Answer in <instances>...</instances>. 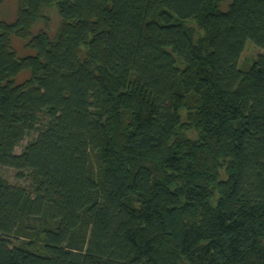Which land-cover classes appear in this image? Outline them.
<instances>
[{
    "label": "trees",
    "instance_id": "1",
    "mask_svg": "<svg viewBox=\"0 0 264 264\" xmlns=\"http://www.w3.org/2000/svg\"><path fill=\"white\" fill-rule=\"evenodd\" d=\"M16 2L0 264H264V0Z\"/></svg>",
    "mask_w": 264,
    "mask_h": 264
},
{
    "label": "rangeland",
    "instance_id": "2",
    "mask_svg": "<svg viewBox=\"0 0 264 264\" xmlns=\"http://www.w3.org/2000/svg\"><path fill=\"white\" fill-rule=\"evenodd\" d=\"M17 13V2L16 0H0V20L4 22H12ZM44 14L48 20V28L51 32H53L57 26V16L54 8H46L44 9ZM43 26V22H39L36 24L35 28H33V33L39 28ZM187 26L193 29V31L198 32L197 26L194 22L188 21ZM11 46L15 51L16 55L21 57L24 55L32 54V50L25 46V42L17 37L11 36ZM264 51L253 45L250 41H246L243 51L241 52L239 58V67L245 68L247 67L251 61L258 55L262 54ZM29 76L27 71H22L15 78V83H20L25 80ZM184 118V114L182 113V119ZM188 136L192 137V133H187ZM32 139H34V133L26 134L19 143L15 146L14 152L19 153L21 149ZM15 170L9 167H0V176L8 180L12 184L25 186L28 184V180L25 178H17Z\"/></svg>",
    "mask_w": 264,
    "mask_h": 264
}]
</instances>
